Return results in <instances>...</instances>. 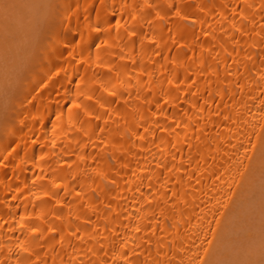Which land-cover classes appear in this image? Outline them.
<instances>
[{
	"label": "bare ground",
	"instance_id": "bare-ground-1",
	"mask_svg": "<svg viewBox=\"0 0 264 264\" xmlns=\"http://www.w3.org/2000/svg\"><path fill=\"white\" fill-rule=\"evenodd\" d=\"M52 2L0 103V264H223L264 210V0Z\"/></svg>",
	"mask_w": 264,
	"mask_h": 264
},
{
	"label": "rangeland",
	"instance_id": "rangeland-1",
	"mask_svg": "<svg viewBox=\"0 0 264 264\" xmlns=\"http://www.w3.org/2000/svg\"><path fill=\"white\" fill-rule=\"evenodd\" d=\"M11 1V2H10ZM16 1L17 0H8V2L9 3H11V4H16L17 6H18V8H17V6L16 7H14L13 9H11L10 10V12H12L10 15H9V12L7 13V14H5V12L2 10V9H0V13H2V14H0V25H2V27H0V28H4V29H0V39H3L2 41V43H1V41H0V43L3 45V43L5 42L6 44H4L6 47H7V49H6V47H3L1 44H0V48L1 47H3V48H5V49H3V48H1L0 49V63L3 65V67L1 66L0 68H3L2 70H0V87L4 84V83H7V87H9V88H5V84L3 85L4 86V89H5V91H4V89H2L3 87H1L0 88V103L3 105V103H2V101L3 102H5V99L9 96V94L11 93V91L14 89V86L16 85H14V82L19 78L20 79V77H18L17 76V74L19 73V74H21L23 71L22 70H24L25 68L24 67H26V66H24L23 64H25V65H27V64H29L28 63V58H26V56H25V60H27V61H25L24 60V55H29L30 54V52H29V50L31 51V52H33V50H34V47L33 46H35V45H31L30 46V44H34L33 43V41H34V37H35V39H36V37L38 38V36H40V34H37V32L39 33V31H41L42 29H44V28H42V27H45V25H44V18H41V17H43V16H41L40 14L42 13L41 11H43L44 10V8H42V10H40V8L39 7H42L44 4H48L47 6H46V9L48 10V9H52L51 7H53V6H51V7H49V4L50 5H52L51 3H53L52 2V0H50V3L48 2L49 0H45V1H47L46 3L44 2V4L42 3V1H41V3L43 4V5H40L41 3H40V1L39 0H37L36 2H38L37 3V5H36V3L34 2L35 0H18L17 1V3H16ZM44 1V0H43ZM0 2H2L1 0H0ZM13 2H15V3H13ZM32 2V3H31ZM20 3V4H19ZM29 3V4H28ZM24 4V5H23ZM32 4V5H31ZM35 4V5H34ZM38 4H39V7H38ZM21 6H23V7H21ZM25 6V7H24ZM34 6H36V7H34ZM21 7V8H20ZM30 7L32 8V9H30ZM38 7V9L40 10H37L36 8ZM49 7V8H48ZM23 8V9H22ZM34 8L38 11H36V10H34ZM17 9V10H16ZM29 9V10H28ZM30 10H32V11H30ZM34 10V11H33ZM2 11V12H1ZM27 11V12H26ZM44 11H46V10H44ZM15 12V13H14ZM20 12H22V13H20ZM32 12V13H31ZM48 12H50V14H51V11H49L48 10ZM48 12L46 11L45 13L46 14H43L44 15V17H48V16H51V15H49L48 14ZM33 13H35L36 14V16L38 15V13H40L37 17L35 16V15H33ZM16 14V15H15ZM21 14V15H20ZM30 14H32V15H30ZM48 14V15H47ZM3 15H5L6 16V18L4 19V17L5 16H3ZM15 15V16H14ZM18 15H19V17H18ZM22 15H23V17L25 18V20L22 18ZM25 15V16H24ZM9 16V17H8ZM39 16H41L40 18H39ZM12 18V20H10L11 18ZM17 17V18H16ZM33 17H36L37 18V20L38 21H36V19H34ZM47 17L45 18V19H47ZM1 18H2V20H1ZM8 18V19H7ZM32 18H33V20L35 21V24L37 25L38 23L40 24V23H43V25H40V27H39V24H38V27L33 23V24H31V23H29L30 22V20H32ZM41 20V22H40V20ZM14 19V20H13ZM17 19V20H16ZM20 19V20H19ZM49 19V18H48ZM9 20V21H8ZM6 23H5V22ZM16 21H18V22H16ZM49 21V20H48ZM8 22L10 23V25L9 26H7V29L5 28V26H6V24H8ZM14 22V23H13ZM21 22V23H20ZM37 22V23H36ZM45 22H47L46 20H45ZM17 23V24H16ZM22 23H24L25 25H23ZM48 23V22H47ZM19 24V25H18ZM29 24V25H28ZM3 25H5L4 27H3ZM16 25V26H15ZM22 25H23V27H27V25H28V29H27V33H25L26 31V29L24 30L23 29V27H22ZM37 27V29H36V27ZM12 28H11V27ZM31 26H33L35 29L33 30V27H31ZM23 29V30H19V29H21V28ZM31 27V28H30ZM13 28H14V30H13ZM18 28V29H17ZM39 28H41V30L39 29ZM11 29V30H10ZM15 29H16V32L19 30V31H21L22 33H24L23 35H21V32H19L20 33V35L21 36H23V37H25L24 35L26 34H28L29 33V35H31L32 34V36H33V33H36V34H34V36L32 37V36H29L30 38H27V37H25V38H20L19 36V34H18V32H17V34H15V37H14V35H13V37H11V35L13 34V33H15ZM30 29V30H29ZM39 29V30H38ZM2 30V31H1ZM7 30V31H6ZM13 30V31H12ZM36 30H38V31H36ZM8 31L10 32V33H8ZM11 31L13 32V33H11ZM24 31V32H23ZM31 32V33H30ZM33 32V33H32ZM19 35V36H18ZM38 35V36H37ZM7 38V39H6ZM11 38H13V39H11ZM26 38H27V40H26ZM11 39V40H10ZM20 39H22V41L20 40ZM23 39H25L26 41H24ZM29 39V40H28ZM32 39H33V41H32ZM9 40V41H8ZM12 40H14V41H12ZM31 40V41H30ZM11 41H12V44H11ZM17 41V42H16ZM28 41V43L27 44H23L24 42L26 43ZM13 42H16V43H19V44H16V43H13ZM23 42V43H22ZM35 42H37V40H35ZM30 43V44H29ZM8 44H10V45H8ZM21 44V46L22 45H24V47H25V51L24 50H22V51H20L21 50V48H20V45ZM12 45V46H11ZM25 45H27V46H25ZM14 46V47H13ZM29 46V47H28ZM20 48V50L18 51V49H16V48ZM26 47H28L27 49H26ZM13 48V49H12ZM22 48H23V46H22ZM17 50L18 51V53H16L15 51V53H13V50ZM5 50H7L6 51V53H5ZM26 50H28V53H25L26 52ZM24 51V53H22ZM8 53V54H7ZM11 53V54H10ZM24 54V55H22V54ZM12 54H15V56H13ZM19 54H21V55H19ZM7 55V57H5ZM9 55H10V57H11V60H13L12 62H11V60H9L10 61V64H12V65H10V64H8L9 63V61H8V59H10V58H8L9 57ZM12 55V56H11ZM18 55H19V60L22 62V63H18V62H20L19 60H18ZM32 54H30L29 56H31ZM17 56V57H16ZM21 56H23V57H21ZM7 58V59H6ZM17 60V62L14 60ZM22 60H21V59ZM5 60V61H4ZM8 61V62H7ZM25 62H27V63H25ZM17 65V67L15 66V64ZM21 65V66H20ZM24 67H23V66ZM30 65V64H29ZM29 65H27V66H29ZM19 67V68H18ZM8 70H7V69ZM21 68H23L22 70H21ZM27 68V67H26ZM9 70H12L11 72L9 71ZM14 70H15V73H14ZM17 70H20V72L19 71H17ZM27 70V69H26ZM5 71H7V74H9V75H7L6 76V78H5ZM8 71H9V73H8ZM17 71V72H16ZM25 71V70H24ZM14 73V74H11V73ZM3 73H4V75H3ZM17 73V74H16ZM2 74V75H1ZM11 75V76H10ZM13 75H14V78H16V80L15 79H13ZM25 75H26V73H25ZM8 76H9V78H8ZM21 77H22V75H21ZM11 78H12V80H11ZM10 79V80H9ZM18 79V80H19ZM14 80V81H13ZM18 80L16 81V82H18ZM6 81V82H5ZM11 81H12V83H11ZM4 82V83H3ZM11 83V84H10ZM9 85V86H8ZM13 86V89L11 88L12 86ZM7 90V91H6ZM1 91H3L2 93H1ZM8 91H9V93H8ZM5 93H6V95H5ZM2 94V95H1ZM3 95H5L6 97H3V99H2V96ZM7 100V99H6ZM0 104V109H1V105ZM1 112V111H0ZM1 114V113H0ZM0 118H1V115H0ZM263 183H264V180L262 181ZM256 200V199H255ZM255 202V201H254ZM252 203L253 204V208H254V206H255V208L256 209H251V210H249V212H247L246 213V215H245V219H242V221L240 222V224L238 225V227L237 228H235V230H234V232H233V235H232V239H233V247L235 248V250H233V251H231V254H229L230 255V259H227V260H225L224 261V263L223 264H244V262H245V259H246V257H247V255H250V251H252L253 253H256V252H258V251H260V247H259V245L257 244L258 242L256 241V243H255V241L254 242H250V241H248L247 240V232L249 231V230H253L254 232H258L259 230V228L260 227H262L263 229H264V210H262L263 208H261V206H259V205H257V204H255V203ZM263 202H264V200H263ZM255 204V205H254ZM251 207H252V205H251ZM261 208V209H260ZM248 219H249V221L251 222V225H249L248 224ZM261 228V229H262ZM262 229V230H263ZM256 230V231H255ZM258 230V231H257ZM258 233H260V231L258 232ZM261 233H263V231L261 232ZM250 242V243H249ZM256 246V249L254 248ZM252 248H254V249H252Z\"/></svg>",
	"mask_w": 264,
	"mask_h": 264
},
{
	"label": "snow or ice",
	"instance_id": "snow-or-ice-1",
	"mask_svg": "<svg viewBox=\"0 0 264 264\" xmlns=\"http://www.w3.org/2000/svg\"><path fill=\"white\" fill-rule=\"evenodd\" d=\"M14 7H16V5L9 3L8 0H2V2H0V9H2L5 14H7Z\"/></svg>",
	"mask_w": 264,
	"mask_h": 264
}]
</instances>
